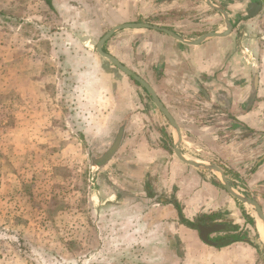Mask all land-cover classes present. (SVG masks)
I'll use <instances>...</instances> for the list:
<instances>
[{
    "label": "crops",
    "instance_id": "0c3cea01",
    "mask_svg": "<svg viewBox=\"0 0 264 264\" xmlns=\"http://www.w3.org/2000/svg\"><path fill=\"white\" fill-rule=\"evenodd\" d=\"M209 1L233 27L200 40L226 31L207 0H40L39 20L60 30L70 23L73 47L53 50L45 41L24 54V151L55 166L82 153L101 222L116 228L118 248H152L153 264H264L262 222L218 173L176 156L165 116L96 50L114 27H153L116 30L102 50L153 89L179 128L182 156L220 168L264 214V66L256 46L264 0ZM253 3L261 7L250 17ZM66 55L72 62L62 65ZM35 133L50 139L34 145ZM210 225L221 226L207 237L214 245L200 234Z\"/></svg>",
    "mask_w": 264,
    "mask_h": 264
},
{
    "label": "rangeland",
    "instance_id": "374dc122",
    "mask_svg": "<svg viewBox=\"0 0 264 264\" xmlns=\"http://www.w3.org/2000/svg\"><path fill=\"white\" fill-rule=\"evenodd\" d=\"M39 1L0 0V264H153L152 248H118L116 228L101 222L82 153L55 166L38 157L40 152L24 151V54L39 52L45 41L52 49L64 43V51H71L68 35L75 30L70 23L60 30L41 22ZM258 28V60L264 66V23ZM60 33L63 39H55ZM91 44L87 49L95 51ZM71 58L64 56L62 65ZM46 106L49 112L53 108ZM37 137L50 139L33 135L34 145Z\"/></svg>",
    "mask_w": 264,
    "mask_h": 264
},
{
    "label": "water",
    "instance_id": "95a60500",
    "mask_svg": "<svg viewBox=\"0 0 264 264\" xmlns=\"http://www.w3.org/2000/svg\"><path fill=\"white\" fill-rule=\"evenodd\" d=\"M209 5L211 7H213L210 3L209 0H207ZM254 5V12H249L248 11V15L250 17L254 16L258 10L260 9V4H255ZM215 8V7H213ZM218 12H220L224 17H225V23H226V31L223 34H209L206 35L204 37H202L203 40L206 37L209 36H225L228 33H230V31L232 30V23L229 21L226 13L219 9V8H215ZM135 28H153L149 25L146 24H124V25H119L117 27H114L113 29L109 30L108 33H106L102 39L99 41V43L96 46V50L97 53L99 55H101L102 57L106 58L108 61H110L115 67H117L119 70H121L123 73H125L128 77H130L131 79H133L136 83H138L148 94V96L151 98L152 102L154 103V105L156 106V108L165 116V118L168 120V122L170 123L171 127L174 129V131L176 132L177 135V143L175 145V154L176 156L183 162L187 163L188 165H192L196 168L199 169H207V170H211V171H215L216 173H218L221 177V180L223 182V186L224 188L228 191V193L230 195H232L235 199H237L239 202L243 203L244 205L250 206L254 209L257 218L262 222L263 226H264V214L258 204V202L255 199L252 198H248L244 195H240L238 193H236V191L230 186L227 178L225 177V174L223 173V171L213 165H206V164H202V163H198V162H194V161H189L186 160L180 151V142H181V136H180V131L178 126L176 125L174 119L171 117V115L169 114V112L166 110V108L162 105V103L159 101L158 97L156 96L155 92L153 91V89L144 81L142 80L140 77H138L137 75H135L133 72H131L128 68H126L125 66H123L120 62H118L115 58H113L112 56L106 54L103 52L102 50V46L103 44L111 37V35L116 31V30H120V29H135ZM165 31V30H164ZM167 34L173 35L174 37H176L173 33L169 32V31H165ZM179 39V37H176ZM221 229L220 225H210V226H202V228L200 229V234H201V238L203 241L214 245L213 243H210L207 239L208 235L210 233H214L217 232Z\"/></svg>",
    "mask_w": 264,
    "mask_h": 264
},
{
    "label": "trees",
    "instance_id": "16d2710c",
    "mask_svg": "<svg viewBox=\"0 0 264 264\" xmlns=\"http://www.w3.org/2000/svg\"><path fill=\"white\" fill-rule=\"evenodd\" d=\"M235 239V238H234ZM235 240H238V238H236Z\"/></svg>",
    "mask_w": 264,
    "mask_h": 264
}]
</instances>
